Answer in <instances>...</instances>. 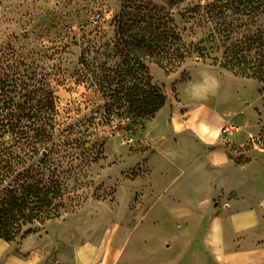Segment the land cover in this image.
Instances as JSON below:
<instances>
[{
	"label": "rangeland",
	"instance_id": "rangeland-1",
	"mask_svg": "<svg viewBox=\"0 0 264 264\" xmlns=\"http://www.w3.org/2000/svg\"><path fill=\"white\" fill-rule=\"evenodd\" d=\"M211 1L183 0L169 7L160 0H0V79L8 72L31 76L36 90L44 87L53 94L52 124L38 136L37 161L42 159L46 176L58 182L59 197L51 219L23 229L39 235L53 231L54 223L65 225L61 229L65 241L55 238L47 260H53L64 244L80 247L102 236L100 227L121 216L118 207L131 202L130 219L141 205H152L161 181L156 162L154 166L149 162L155 157L144 152L148 141L152 147L170 132L164 126L174 110L195 111L200 120H208L205 115L214 111L209 119H223L226 125L219 133L245 143L255 179L264 184V158L255 152L260 148L264 153V82L224 68L234 61L236 40L242 48L238 56L248 62L257 63L264 55L263 48L255 43L250 48L248 41L264 37V7L252 15L226 12V23L239 26L238 34L226 40L220 21L207 15ZM131 3L167 14L185 56L166 72L154 64L147 66L152 83L166 95L164 110L151 118L137 117L129 106L126 94L133 82L123 61L130 58L114 34V17ZM129 13L140 16L146 11ZM203 106L206 112L200 110ZM0 115L5 117L4 112ZM4 138L11 137L7 133ZM139 171L140 178L126 177ZM122 234L118 231L115 240ZM26 236L6 242L10 249L4 256L17 252ZM101 239L107 242L105 235Z\"/></svg>",
	"mask_w": 264,
	"mask_h": 264
},
{
	"label": "crops",
	"instance_id": "crops-1",
	"mask_svg": "<svg viewBox=\"0 0 264 264\" xmlns=\"http://www.w3.org/2000/svg\"><path fill=\"white\" fill-rule=\"evenodd\" d=\"M194 113L174 110L164 126L170 132L152 147L147 143L144 153L155 157L149 162H156L161 181L152 205L137 207L130 219L132 203L118 207L121 216L105 221L102 236L80 247L64 244L53 260L47 252L55 238L65 241V225L27 235L7 256L10 245L0 239V264H264V184L251 170L250 151L219 133L226 123L218 117L212 122L214 111L202 121ZM191 116L197 119L190 121ZM140 176V171L126 174Z\"/></svg>",
	"mask_w": 264,
	"mask_h": 264
},
{
	"label": "trees",
	"instance_id": "trees-1",
	"mask_svg": "<svg viewBox=\"0 0 264 264\" xmlns=\"http://www.w3.org/2000/svg\"><path fill=\"white\" fill-rule=\"evenodd\" d=\"M160 1L174 7L183 0ZM211 2L205 8L207 15L220 21V33L226 40L239 31V26L226 23V12L237 15L248 11L252 15L264 7V0ZM131 4L114 17V34L125 56L130 58L123 61L125 73L133 82L126 94L129 106L137 117L151 118L165 106L166 95L162 88L152 83L147 66L154 64L166 72L170 69L168 66L176 67V60L182 61L185 56L181 37L167 14L160 16L146 4L143 7ZM140 8L146 11L144 15L129 13ZM263 38L248 39L250 48L255 43L264 49ZM238 42L234 43V61H228L224 68L231 72L236 70V75L264 82V55L260 54L257 63L256 60L248 62L238 56L242 49ZM246 71H251L250 75ZM36 82L31 76L9 72L0 79V113L5 114V117L0 115V239L7 243L31 233L30 228L23 232L24 227L51 219L56 207L54 201L60 192L54 176H46L42 169V159L37 161V145L41 142L38 136L51 126L54 110L52 91L44 87L36 90ZM17 100L23 101L17 104ZM7 133L10 140L4 138Z\"/></svg>",
	"mask_w": 264,
	"mask_h": 264
}]
</instances>
